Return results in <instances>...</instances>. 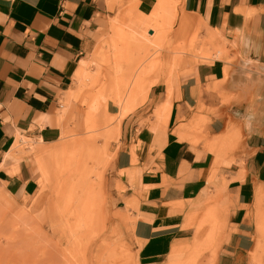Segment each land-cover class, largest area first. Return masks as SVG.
<instances>
[{"label":"crops","instance_id":"crops-1","mask_svg":"<svg viewBox=\"0 0 264 264\" xmlns=\"http://www.w3.org/2000/svg\"><path fill=\"white\" fill-rule=\"evenodd\" d=\"M145 3L137 1L139 11ZM109 5L0 0V185L9 194L37 188L45 159L37 163L28 145L58 157L64 131L83 129V109L68 96ZM181 11L198 23L199 38L224 51L205 60L183 54L148 87L147 101L116 121L105 183L129 220L133 264L189 256L264 264L255 216L256 192H264V0H181Z\"/></svg>","mask_w":264,"mask_h":264},{"label":"rangeland","instance_id":"rangeland-1","mask_svg":"<svg viewBox=\"0 0 264 264\" xmlns=\"http://www.w3.org/2000/svg\"><path fill=\"white\" fill-rule=\"evenodd\" d=\"M109 1L107 22L83 53L82 80L68 96L83 109V129L64 131L58 157H38L47 146L28 145L37 163L45 159L33 194L16 197L0 185V264H133L129 220L115 208L103 174L116 121L145 103L149 86L166 80L183 54L205 60L224 51L211 49L213 37L199 38L181 0H146L147 11L138 10V0ZM110 104L114 115L106 112ZM157 111L163 118L166 111ZM255 202L264 235V192Z\"/></svg>","mask_w":264,"mask_h":264},{"label":"bare ground","instance_id":"bare-ground-1","mask_svg":"<svg viewBox=\"0 0 264 264\" xmlns=\"http://www.w3.org/2000/svg\"><path fill=\"white\" fill-rule=\"evenodd\" d=\"M174 7H175V6H174ZM83 68H84V67H83ZM82 73H83L82 70L79 71V74H78V76H77V78H78L79 80H82V75H83ZM257 190H258V189H257ZM260 193H261V191H260V192L258 191V193L256 192L257 195H259ZM259 222H260V221H259ZM259 225H260V223H259ZM259 228H260V227H259ZM259 228H258V229H259ZM260 231H261V230H260ZM195 232H196V231H195ZM262 234H263V233H262ZM262 234H261V235H262ZM258 235H259V234H258ZM180 249H181V248H180ZM178 250H179V249H178ZM192 251H193V250H192ZM171 252H173V251H171ZM175 253H176V252H175ZM204 256H205V255H204ZM202 257H203V255H202ZM199 260H201V259L199 258L198 261H199ZM198 261H197V262H198ZM174 262H175V261H174ZM180 262H181V261H179V262L176 261L175 264H194V263L196 264V261H194V257H193V256H189L188 258H186L185 260H183V262H181V263H180ZM170 263H171V262H170ZM172 263H173V262H172ZM164 264H165V263H164Z\"/></svg>","mask_w":264,"mask_h":264}]
</instances>
